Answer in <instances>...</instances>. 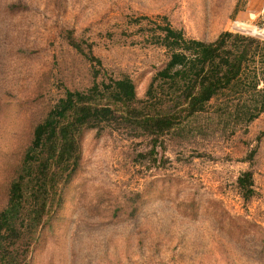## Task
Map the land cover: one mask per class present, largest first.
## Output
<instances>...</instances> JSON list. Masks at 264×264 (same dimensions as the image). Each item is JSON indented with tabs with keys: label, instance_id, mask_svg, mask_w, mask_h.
Here are the masks:
<instances>
[{
	"label": "rangeland",
	"instance_id": "rangeland-1",
	"mask_svg": "<svg viewBox=\"0 0 264 264\" xmlns=\"http://www.w3.org/2000/svg\"><path fill=\"white\" fill-rule=\"evenodd\" d=\"M263 15L264 0H0V214L37 125L67 90L130 77L144 100L170 56L159 26L264 41ZM184 127L156 150L120 120L85 131L80 169L28 264H264V114L247 129L213 111Z\"/></svg>",
	"mask_w": 264,
	"mask_h": 264
},
{
	"label": "trees",
	"instance_id": "trees-1",
	"mask_svg": "<svg viewBox=\"0 0 264 264\" xmlns=\"http://www.w3.org/2000/svg\"><path fill=\"white\" fill-rule=\"evenodd\" d=\"M264 27V15L259 24ZM155 43L170 56L154 75L144 100L130 77L96 81L86 91L67 90L40 122L7 208L0 214V264H28L40 230L82 163L81 135L103 132L116 120L152 137L154 150L166 133L213 113L247 129L264 114V41L224 32L212 42L187 38L171 24L159 26ZM89 61L102 66L93 54ZM95 78L99 70L95 67ZM118 115L120 117H118ZM153 150V152H154ZM238 185L245 199L254 194L252 172Z\"/></svg>",
	"mask_w": 264,
	"mask_h": 264
}]
</instances>
